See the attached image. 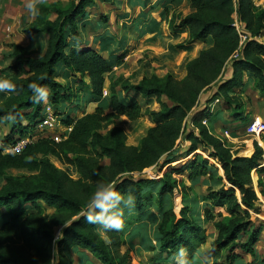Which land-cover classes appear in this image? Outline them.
I'll list each match as a JSON object with an SVG mask.
<instances>
[{
    "label": "trees",
    "instance_id": "1",
    "mask_svg": "<svg viewBox=\"0 0 264 264\" xmlns=\"http://www.w3.org/2000/svg\"><path fill=\"white\" fill-rule=\"evenodd\" d=\"M105 1L68 0L66 6L42 4L30 32L48 37L46 52L33 58L23 47L14 46L11 56L14 62L6 73H1L0 78H7L16 86L14 91L0 92V122H11L5 139L15 135L33 137L31 133L41 120L45 102L54 108L60 121L51 133L61 134L66 128L71 131L58 142L50 136L41 137L19 154L0 152V182H4L0 188V264H65L64 259H70L73 247L86 250L101 264H133L131 252H121L123 234L110 230L111 243H106L96 232L98 225L87 222L86 205L97 185L112 183L125 197L128 193L135 197V213L129 217L127 226L140 223L146 203L154 201L150 192L141 193L149 180L140 174L150 167L157 168L158 176L162 172L155 181L157 207L152 205L161 213L157 248L150 247L156 256L164 254L170 260L183 249L184 260L190 262L205 242V230L188 205L184 204L178 213L172 204L163 210L165 198L177 187L180 193H185L182 198L186 203L189 188L179 186L182 181L173 175L187 173L189 181L205 178L216 185L224 179L230 185L229 190L225 185L217 190L209 187L202 198L206 203L204 219L213 223L216 231L204 257L218 264L225 251L227 263L232 264L239 257L238 250L254 258L263 225L253 223L252 215L260 211L256 206L257 193L248 186V181L253 170L264 171L260 166L262 150L257 146L250 157H232L207 124L213 114L209 105L215 99L222 101L221 108L230 112L234 122L244 118L243 101L231 94L243 86L245 73H250L253 88L264 96V41L260 40L264 37V8L257 7L253 0H190L191 13L177 24L173 17H168L169 10L165 8L163 15L169 30L187 34L186 41L176 45L178 49L188 50L192 43L209 39L211 46L186 63L185 75L180 79L170 73L163 77L145 73L133 84L130 78L117 76L113 71L127 54L122 43L111 51L72 46L79 36V22L85 18V9ZM51 14L55 17L52 21ZM234 15L238 16L239 30ZM103 21L106 23L107 19ZM150 23L158 30L156 20ZM240 34L246 37L243 42ZM100 40L109 45L114 43L107 37ZM104 51L108 57H104ZM60 67L78 75L81 84L88 87L87 102L98 104L93 112L73 119L64 110V104L72 106L73 101L74 106H79L76 100L81 90L69 89L56 80ZM107 80L108 99L103 97ZM31 83L47 90L45 101L34 102ZM205 89L209 92L204 99ZM118 90L128 96L132 91L133 95L147 99L164 97L170 105L158 100L159 110L143 113L137 99H121ZM144 115L154 126L139 146H127L126 135L115 122L120 117L134 122ZM181 139L190 142L186 155L195 153L199 147L209 153L221 166L223 178L197 154L180 169L169 167L182 152L176 146ZM49 156L75 168L78 179L73 180L65 171L55 168ZM103 158L108 159L107 165L101 164ZM16 170L33 174L12 175ZM45 208L53 212L46 214Z\"/></svg>",
    "mask_w": 264,
    "mask_h": 264
},
{
    "label": "rangeland",
    "instance_id": "2",
    "mask_svg": "<svg viewBox=\"0 0 264 264\" xmlns=\"http://www.w3.org/2000/svg\"><path fill=\"white\" fill-rule=\"evenodd\" d=\"M111 0H106L103 3H106L107 7H104L101 5L102 4H98L99 8L103 9V13H100L98 10V7H90V9L86 8L85 11H89L91 16V19L93 20L91 23H93L96 19V23H98L99 25H103L105 22L103 21L104 18H106L107 20L110 19L111 23L108 26L109 30L111 31V33L113 32L114 35L119 36V35H127L130 32L133 31L132 27H130V23L132 19H134V15L136 14L134 11V9H131L129 12H127L129 14V19L126 21L128 23V26L126 25L125 29H122V26L120 24L121 21H125V19H121L120 21V16L122 14H124V10L125 7H121V5L118 6L117 4V0H114L116 3H111ZM119 1V0H118ZM168 2L170 1L171 5L173 7L172 10H170L168 12L169 14V18L174 19V23L177 24L178 20L185 17L186 15H188L189 13H191V7H190V0H167ZM25 3L26 0H0V76H2V72L6 73V69L11 66L14 62V59H12V55L14 52V46H19V47H23L25 51H27L31 57L33 58H38L41 57L47 50V43H48V37L46 35H35L33 34V32H30L31 28H32V24L36 21V16H30L27 12V10L25 9ZM109 3V4H108ZM253 3L257 6V7H261L264 8V0H253ZM44 4V5H49V6H54V5H61V6H66L68 4V0H38L37 2V8H38V13H39V8L40 6ZM114 5L118 6V7H113ZM88 13V12H86ZM85 13V18L84 20H82L83 22L85 21L86 18H89L87 14L86 16ZM50 20H54L55 17L54 15L49 17ZM234 20H235V25L237 26V28L239 29V23L237 22L238 20V16L234 15L233 16ZM79 22V25H82L83 22ZM171 21V20H170ZM84 25L85 22H84ZM100 25V26H101ZM103 27V26H102ZM105 27V26H104ZM129 27V28H128ZM80 31V30H79ZM89 31V30H87ZM32 35V36H31ZM89 35V34H88ZM92 36V35H91ZM90 35L88 37H91ZM86 37V34L83 33V38ZM99 37V36H97ZM79 38V36L77 37V39ZM91 39V38H89ZM97 39V38H96ZM126 44L128 43L129 46H125L127 48V50L130 52V50H132L134 48L135 42L134 40L131 39V37H128L126 39ZM264 41V37H262V39ZM28 41H32L36 43V50L35 47L32 51L29 52V50H31V44L28 43ZM133 41V42H132ZM210 39L206 42H200L199 44L201 45V49H207L211 46V43H209ZM83 42V41H82ZM131 43V44H130ZM198 44V45H199ZM83 44H79L77 43L76 39H74L72 46L76 47L79 46L80 48H90L92 47L93 49L99 50L101 47L103 49H110L111 45L107 44L106 42H104L103 40H93V44L92 46L88 47L85 46ZM175 46H172L173 48L170 49V52H174V54H177L179 56L181 55H185L183 52L185 50H181L178 49ZM106 47V48H105ZM132 47V48H131ZM106 52V51H104ZM133 53L130 52V54L127 56V58H125V60L123 61L124 64L126 66H122V67H118L114 66L113 67V71L115 75H119V73H129L130 70H132V68H135L136 65V58L133 57L132 55ZM194 55V54H193ZM107 56V53L104 54V57ZM184 57V56H181ZM140 61L143 63L145 61H148V57L147 55H144ZM177 61V60H176ZM169 66H173L172 63L168 62ZM184 64V62H183ZM144 65L145 64H140L139 65V69L140 71L135 72L138 73L137 76H142L144 75ZM177 65V64H176ZM160 67L157 68L155 67L156 71H159ZM174 72L173 70H169V72H171V74L173 75V77L180 79L181 77H183L184 72L183 71H177V68H175ZM117 73V74H116ZM142 73V74H141ZM146 73V72H145ZM148 74H151L148 72ZM250 73H245L244 76V84L242 87H238L235 90L234 94H231V96H238L244 103V118L241 119L240 121H233L232 117L230 116V112L229 111H225L224 108H221V106L218 108L216 107L217 104H222V101H218L215 102L216 99L214 101H212V103L209 105V108L212 107V112L213 114L211 117V123L212 122H217V124L215 125V129L213 127V130L211 129V133L216 136L223 144L224 147L226 149H228L230 151V154L232 157H250L252 156V154H254L256 147L258 146L259 148H261L262 150V157H261V161H260V166L262 167V169H264V133L262 134H248L247 132V126L248 124L254 120L259 118L260 120L264 121V96L258 94L255 89L253 88V86L249 85V81L250 78H248V75ZM122 76V75H120ZM128 78L129 74L126 75ZM126 76L123 75L124 78H127ZM64 78L66 83H64V81L61 80V78ZM250 77V75H249ZM56 80L60 83H63V85H65V87H68L69 89H79L80 94H79V99L76 100V102L78 103L79 106H74V102L73 101L71 104H73L72 106L68 107L67 105L65 106V109L67 110V113H69V115H71V117L74 118H78L81 114L82 116L87 114V113H91L93 112V110L95 109V107L98 105L97 102H87L89 100V89L86 85L81 84L82 79L78 76V75H74V74H69L67 72H64V70H59L58 68V76L56 77ZM83 81H87V79L83 80ZM133 84L134 81H132ZM119 84H122V82H120ZM108 80L105 83V86L103 88V95H104V91L106 94V97L108 99L109 94H108ZM205 91H207V89H205ZM118 94L121 97V99H124L126 101H130V100H134L137 99L136 101H138L141 105L142 111L143 113H146L147 111H157L159 110V103L158 100L161 102L166 103L167 105H170V103L164 98V97H151L149 99L147 98H142L139 95L132 94V91H130V96H128V94L122 93L120 90H118ZM206 97V96H205ZM103 105V104H102ZM216 108V110H215ZM108 111V109L106 110ZM22 123H26L25 121H23ZM116 126L121 127L126 135V139H125V144L127 146H139L141 140L145 137V135L147 134L148 130L151 129L154 125L151 123V121L149 120L147 115H144L143 117L137 119L134 122L129 121L128 119H126L125 117H120L116 122H115ZM208 127V125H207ZM0 130L3 132L4 136H6L10 130H11V122H9L8 124H3V122H0ZM187 133V129L186 132ZM31 135H33V137H35V139H39L41 137H47L48 134H45L44 136H37L35 134V131L31 133ZM64 132L62 134H58V136H60V138H64ZM185 135V134H184ZM57 136V137H58ZM14 137H17L16 135ZM15 141V139H11L9 140V142H13ZM176 146L179 147V150H182L181 154L178 155L177 159L174 160L172 163L169 164V167L171 168H179V167H183L187 165V162L190 159H193L194 154L199 155L202 159H206L208 161V164L215 167L217 169V175H218V171H220L221 166L218 164L217 161H215L214 159H212L209 155V153L207 152H202L201 148L199 147V149L193 153V154H189L186 155V150L190 147V142L187 140H182L179 142H176ZM50 163L57 169L65 171L73 180L78 179V174L76 173V169L69 166V165H62L61 163H59V161L57 159H55L54 157H48ZM102 165H107L108 164V159L103 158L101 161ZM180 169V168H179ZM157 168L156 167H150L148 169H145L141 174V178H143L144 180H149L148 184H144L143 188H142V192H150L153 196V200L154 201H148L146 203V209H145V213L147 211L151 212L153 210V204L157 207V200L155 199L156 196V186L158 183H156L159 180V177L161 176L162 172L159 174L157 173ZM12 175H16V176H20V175H30L33 173H28L24 170H16V171H12L11 172ZM187 173H183L181 175L174 173L173 177L175 179H177L178 181H182V184H180L179 186L182 187H187L189 188V192L188 195L186 194L185 197L188 198L191 196H197V193L200 194H204V196L206 195V191L204 186H202L201 184L196 188V191L192 190L191 187H189V181L187 179L186 176ZM224 175V173H222ZM223 178V177H221ZM154 181V182H153ZM156 181V182H155ZM222 182L225 185V189L229 190L230 189V185L224 180L222 179ZM249 184L248 186L253 188L254 190L259 192V202L264 201V171H259V169L257 170H253L250 174V180L248 181ZM4 184L3 181L0 182V188L2 187V185ZM221 184H216L213 185L211 183V188H220ZM180 192V187H177L174 192L177 193L175 200L178 204V206H174V210L175 212L177 211V209H181V206L179 205V202L182 200V194L185 193H178L177 191ZM217 190V189H216ZM193 192V194L191 193ZM174 193V195H175ZM237 196L238 192H237ZM180 198V199H179ZM261 198V200H260ZM258 202V201H257ZM260 202V203H261ZM262 205L264 207V202H262ZM124 212L126 209H128V207H123ZM217 211H221L220 209H217ZM259 214L257 216V218L259 219L257 221V223L259 221H263L264 222V210L261 206V209L259 208ZM53 212L52 209H48L45 208V213L46 214H51ZM123 212V225H126L127 220H125L126 218V213ZM178 213V212H176ZM252 218H254L253 220H255V216L252 215ZM152 223H154V220L152 221ZM210 224V223H209ZM209 227V228H208ZM207 229L205 230V242L203 245L200 246V248L206 249L208 248L209 244H210V235L208 233H210V230L212 229L211 226H208ZM98 228V226L96 227V229ZM130 228V227H129ZM55 236L57 237L59 235V229L56 228L55 230ZM148 231L149 228H147V233L146 235L148 236ZM97 232V230H96ZM143 230H142V234L141 236H138V234H134V238L136 240L132 241L133 244V248L135 250L130 251L131 252V257H132V262L133 264H153L152 260H156L157 262L160 261V264H199V260L198 258H193L190 262L189 261H185L183 257L177 256L176 254L173 256V258H171L170 260H168L166 258V256L163 254L161 255V257L156 256V253H153V251L151 250H145L143 248H141L140 246H138V243L140 241L139 237H143ZM98 233V232H97ZM99 234V233H98ZM100 235V234H99ZM260 238V237H259ZM256 247V245H255ZM74 247L71 249V255H70V259H64V263L65 264H101L99 259L95 256H92L91 254H89L86 250L84 249H80L78 252H74ZM256 249V248H255ZM263 250H264V246H263ZM242 253L241 251H236V254H240ZM244 254V253H243ZM227 255L226 252L224 251L221 254V258L220 261L217 262L218 264H229L227 263ZM247 255V254H246ZM175 256L178 258V260H172L175 258ZM202 259H205L204 257V252L201 255ZM207 262L203 263V264H212V260H206ZM236 261V260H235ZM235 261L232 262V264H235ZM201 262V261H200Z\"/></svg>",
    "mask_w": 264,
    "mask_h": 264
},
{
    "label": "crops",
    "instance_id": "3",
    "mask_svg": "<svg viewBox=\"0 0 264 264\" xmlns=\"http://www.w3.org/2000/svg\"><path fill=\"white\" fill-rule=\"evenodd\" d=\"M110 2L116 3L114 0H111ZM98 4H102L101 7L102 6L107 7L106 6L107 4L103 3V2H99L94 6L95 8L98 7V10H100L99 11L100 13H98V15H99V14L103 13V9L99 8ZM117 4H118V6L121 5V7H125L124 14H122L120 16V21H121V19H125V21L120 22L122 29L123 28L125 29L126 25L128 26V23L126 21L130 17H129V14L127 12H129L130 8L131 9L135 8L136 11H134V12L136 14L133 17L134 19L130 20L131 21L130 27H132L133 31L127 35L122 34V35L116 36V35H114L113 32L111 33V31L109 30L108 26L111 23L110 19H108L107 22L102 25L103 26L102 27L98 23H96L97 19L93 23H91L93 21L91 19L92 15L90 14L89 11H86V12H88V13H86V16H87V14H90V15H88V17L89 16L90 17L85 19V21H84L86 24L85 26L81 27V25H80L79 38L76 39L78 45L83 44L85 46L90 47L93 44V40L98 41L103 37H107V38H111L114 42L113 44H111L110 49H108V51H111V50H114L117 47H119L120 43H122V45H124V50L127 51V54L124 57L123 61L125 60V58H127V56L130 54V52L133 53L132 55H133V57L136 58L137 61H136L135 68H132V70H130L129 73H126V74L119 73V75L126 76L127 74H129V77L131 76L130 77L131 82L134 81L135 84L138 83L141 80V78L143 77V75L137 76L138 73H135V72L140 71V69H139L140 64H145L144 70H143L144 74H145V72L146 73L149 72V73L156 75L158 77H163L168 73L171 74V72H169V70H173L174 72H176L175 68H177V71H183L184 72V74H183V76H184L186 63L188 61L196 58L198 56L199 52L203 48L201 49V47H200L201 45L199 44L200 42H194L189 46L188 50H185L183 52L185 55H181V56H184V57H181L177 54L173 55L174 52H170L171 46H175V44L184 43L187 39V34L184 31L171 32L168 28V23L164 20L165 16L163 15V13L165 11V8H168L169 11L173 9V7L170 6L171 5L170 1L168 2L167 0H119V1L117 0ZM118 6L114 5L113 7H118ZM128 7H130V8H128ZM87 8L90 9V7H87ZM161 19H162V21H161ZM153 20H156L158 22V30L157 29L155 30V28H154L155 26H153L150 23ZM84 22L82 23V25H84ZM150 24H151L152 30L148 29ZM87 30H89V31H87ZM83 33L86 34V37H84V38H83ZM88 34L90 36L91 35L92 36L88 37L89 36ZM97 36H99V37H97ZM128 37H131V39L134 40V42H135L134 45H131V46H134V48L132 50H130V52L125 47V46H129L128 43L126 44V41H127L126 39ZM89 38H91V39H89ZM28 43L31 44L30 45L31 50H29V52L32 51L34 49V47L36 50L37 41H35V42L28 41ZM83 45H82V47H83ZM90 48H92V47H90ZM105 53H107V51L104 52L103 55ZM144 55H147L148 61H145L142 63L140 61V59ZM105 57H108V53H107V56H105ZM168 62L172 63L173 66H169ZM183 62H184V64H183ZM121 65L126 66L124 64V62ZM122 66H117V69H118V67L120 68ZM155 67H157V68L160 67L159 71H156ZM59 70L62 71L63 69L60 67ZM248 78H250L249 85L252 86V77L251 76L249 77V75H248ZM61 80L64 81V83H66V81L63 77L61 78ZM61 84H63V83H61ZM208 92H209L208 90L204 91L202 93V98L205 99V96H207ZM103 96H106L105 91H104ZM66 105L68 106L69 104H64V106H66ZM70 106L71 105H69L68 107H70ZM199 106L201 107V104H199ZM220 106H221V104L216 105V107H218V108ZM46 107H50L47 102L44 103L42 115L44 114ZM51 109H52V111H54V108L51 107ZM64 110H66V109L64 108ZM215 110H216V108H215ZM66 112H67V110H66ZM67 114L69 115V113H67ZM69 116H71V115H69ZM80 117H82V114L78 118H80ZM215 123L217 124V122H215ZM215 123L209 122L207 124L208 128L209 129L211 128L213 130V127H214V129H215V125H216ZM222 173H223V170L220 169V171H218V176L223 177ZM186 176H187V174H186ZM187 179H188V177H187ZM188 183H189L188 186L192 187V190H194V191H196V188L200 184L202 186H204L205 191L207 190V188L211 187V182H209L205 178H199L196 181H189ZM222 185H224L223 182L220 185V187ZM212 189L216 190L219 188H212ZM177 192L180 193L179 191H177ZM255 192L257 193V196L259 198V192L256 190H255ZM174 193L172 195H168L165 198L164 204H163V210H166L171 204L178 206V204L175 200L177 193H175V195H174ZM191 193L193 194V192H191ZM203 196H204L203 193L202 194L197 193V196H191V197L188 196V198L186 199V203L183 201V198L179 202V205L181 206V208L184 204H186L190 207V210L192 211V215H193L194 219L196 220V222L200 225V227L202 229L206 230L208 226L212 227V229L210 230V233H208L210 235L209 237L211 240L208 248L203 249V248L199 247V249L196 251V258H198L199 264H203V263L207 262L206 261L207 259L206 258L202 259L201 255L203 252H205L206 250H208L210 248V245L216 236V231L213 227V223L205 221L204 216H203V211L206 208V203H204V201L202 199ZM177 197H176V199H177ZM260 200H261V198H260ZM260 202L258 200V202L256 203V206L258 207V209L259 208L261 209V206H262V208L264 210V207L262 205V202H264V201H262L261 203ZM179 211H180V209L178 208L176 212H179ZM216 211H217V209H216ZM124 213H126L125 220H127V219H129L130 216L134 215L135 208L133 206H130V207H128V209L125 210ZM254 216H255V220H253L254 218H252L253 223L256 225H259V224L263 225L262 232L260 234V238H259L258 242L256 243V247H255L256 248V256L254 258H252L250 255H246L243 253L237 254L239 257L236 259L235 264H264V250H263V246H264V222L259 221L257 223V221L259 220L257 218L258 214H255ZM153 220H154V223H152ZM160 223H161L160 210H157L154 207L151 212L147 211L143 215L140 223L134 224L131 226H127V224L123 225V228L121 230H119L124 236V244L121 246V252H125L128 250L129 251L135 250V249H132L133 248L132 247L133 246L132 241L136 240L134 238V234H138V236H141L142 230L144 231L143 232L144 236L139 237L140 241L138 243V246H140L141 248H143L145 250H150V247L157 248V244H158V235L157 234H158V228H159ZM147 228H149L148 236L146 235ZM79 250H80V248H76V249H74V252L76 253ZM185 254L186 253L184 251V254L182 256L183 258H185ZM173 260H178V258L175 257Z\"/></svg>",
    "mask_w": 264,
    "mask_h": 264
},
{
    "label": "clouds",
    "instance_id": "4",
    "mask_svg": "<svg viewBox=\"0 0 264 264\" xmlns=\"http://www.w3.org/2000/svg\"><path fill=\"white\" fill-rule=\"evenodd\" d=\"M38 0H26L25 9L30 16L38 15L37 8ZM15 84L7 78H0V92H11L15 90ZM29 88L33 93L34 102H42L47 99V90L36 83H31ZM11 118V117H9ZM135 197L128 193L122 195L115 190L112 183L99 184L96 190L91 194L86 205V220L88 223L98 225L96 229L106 243H111L108 236L110 230H121L123 228V212L121 207L123 204L126 207L133 206ZM184 250L180 249L177 256H183Z\"/></svg>",
    "mask_w": 264,
    "mask_h": 264
},
{
    "label": "built area",
    "instance_id": "5",
    "mask_svg": "<svg viewBox=\"0 0 264 264\" xmlns=\"http://www.w3.org/2000/svg\"><path fill=\"white\" fill-rule=\"evenodd\" d=\"M237 30L239 29L237 28ZM245 38L246 37L244 35L240 34V39L242 42L245 40ZM215 102H218V100H216ZM210 111H212V107L210 108ZM59 122L60 121L58 117L55 115L54 111H52L51 107H46L45 112L41 117V120L39 121L34 130L35 134L40 137L44 136L45 134H48V136L58 142L63 138H60L58 134H52L51 131L59 125ZM70 131L71 128H66L63 130L64 138L68 136ZM247 132L248 134L256 135L264 133V121L260 120L259 118L252 120L247 126ZM11 139H15V141L9 142V140L5 139L3 132L0 130L1 153L9 155L19 154L27 145L32 144L36 140L35 137H31L29 135L23 137H13Z\"/></svg>",
    "mask_w": 264,
    "mask_h": 264
}]
</instances>
